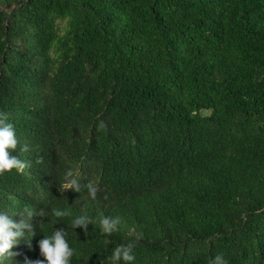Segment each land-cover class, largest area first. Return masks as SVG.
<instances>
[{"label":"trees","instance_id":"obj_1","mask_svg":"<svg viewBox=\"0 0 264 264\" xmlns=\"http://www.w3.org/2000/svg\"><path fill=\"white\" fill-rule=\"evenodd\" d=\"M0 113V210L36 214L4 264L59 227L72 264H264V0H0Z\"/></svg>","mask_w":264,"mask_h":264},{"label":"clouds","instance_id":"obj_2","mask_svg":"<svg viewBox=\"0 0 264 264\" xmlns=\"http://www.w3.org/2000/svg\"><path fill=\"white\" fill-rule=\"evenodd\" d=\"M19 144V137L14 124L8 119L6 113H0V173L9 172L13 169L23 167V162L18 158L13 150ZM25 144L24 148L27 149ZM81 185L76 177L68 178V187L73 191H79ZM88 188L93 197L97 194V188L89 184ZM56 217H64L68 213L62 209H54ZM36 215L32 209L25 206L23 212L11 214L8 211L0 210V264L8 258H14L16 255L12 251L14 245L23 240L31 246V238L35 235V225L32 222L33 216ZM19 216V220L16 217ZM91 218L86 214L75 216L72 221L73 231L76 227L87 230ZM100 223L103 231L111 233L117 229L119 218L112 216H104ZM27 237V239H25ZM40 255L43 259L28 260L27 264H72V257L76 253V249L71 245L66 233L65 227L53 228L51 234H44L38 240ZM134 243H120L112 251L113 264H121V262H134L136 256L134 253ZM210 264H228V260L222 253L212 257Z\"/></svg>","mask_w":264,"mask_h":264}]
</instances>
